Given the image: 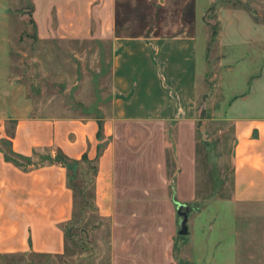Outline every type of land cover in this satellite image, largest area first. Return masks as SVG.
<instances>
[{"label":"rangeland","instance_id":"obj_1","mask_svg":"<svg viewBox=\"0 0 264 264\" xmlns=\"http://www.w3.org/2000/svg\"><path fill=\"white\" fill-rule=\"evenodd\" d=\"M240 7L245 12L236 15ZM31 8V0L0 1V120L7 132L15 119L33 115L111 117L118 50L96 39H38ZM117 19L115 36L131 42L126 71L137 59V37L194 38L191 142L178 141L171 124H121L113 137L116 220L98 214L92 165L81 163L69 174L75 200L64 252L0 256V264H111L112 236L135 250L138 225L147 223L137 218L152 206L164 225L173 222L179 264H264V205L231 202L236 137L228 118L232 102L264 87V0H114V29ZM254 101L260 108L264 88ZM31 160L44 162L47 155ZM182 171L191 176L180 190ZM176 202L188 210L185 236L177 234Z\"/></svg>","mask_w":264,"mask_h":264},{"label":"crops","instance_id":"obj_2","mask_svg":"<svg viewBox=\"0 0 264 264\" xmlns=\"http://www.w3.org/2000/svg\"><path fill=\"white\" fill-rule=\"evenodd\" d=\"M31 4L38 39L107 41L119 52L114 62L118 74L110 104L112 116L100 119L101 138H97V118L33 115L15 119L10 132L7 122L0 120V141H7L15 154L30 160L37 154L47 155L44 162L16 158L15 163L5 158L0 143V256H58L64 252L65 226L73 217L75 198L63 157L80 161L85 156L96 161L93 202L102 218H114V222L117 151L113 137L117 127L131 123H137V127L174 125L178 141L190 143L194 125L190 107L196 77L194 38L137 37L132 43L137 59L126 71L131 42H123L114 34V0H31ZM244 9H234V13L243 15ZM121 52L125 57L120 58ZM263 88L255 86L249 97L236 99L228 110L236 137L233 204L264 205V101L260 108L254 101ZM184 128H190L191 134L183 132ZM179 159L184 162L183 157ZM189 176L183 174L180 190ZM190 188L191 184L185 185V189ZM180 197L185 195L181 193ZM152 207L137 218L147 223L138 225L135 250L112 236L111 264H179L170 235L173 222L164 225Z\"/></svg>","mask_w":264,"mask_h":264},{"label":"trees","instance_id":"obj_3","mask_svg":"<svg viewBox=\"0 0 264 264\" xmlns=\"http://www.w3.org/2000/svg\"><path fill=\"white\" fill-rule=\"evenodd\" d=\"M118 23H119V21H118V19L115 21V34H117V35H119L118 33H119V28H120V26H118ZM31 24H33V22L31 21ZM33 28H34V33L36 34V28H35V25L33 24ZM102 137V122L100 121V119H99V121H98V131H97V138H101ZM0 143H1V145H2V147L4 148V151H5V158L8 160H11V161H13V162H15V159L17 158V159H20V160H24V161H26V162H30L31 160L29 159V158H24V157H22V156H19V155H17V154H15L12 150H11V148L9 147V143L7 142V141H0ZM63 160H62V162H63V164L65 165V168H66V170H67V180H68V185H69V188L72 190V192H73V196H74V198H75V195H74V191H75V187H73V186H71V178L69 177V174L70 173H72V172H74V170H75V168L77 167V166H79L81 163H86V165H88V167L90 166V165H92L91 166V169H92V176H93V180H92V182H93V191H92V201L94 200V180H95V176H96V173H97V165H96V161L95 160H92V161H90V160H88L85 156L82 158V160H71V159H68V158H62ZM16 163V162H15ZM83 196H84V194H83ZM93 205H94V202H93ZM95 206V205H94ZM73 218V217H72ZM72 220V219H71ZM71 222V221H70ZM69 223H67V225H68ZM66 225V226H67ZM65 226V227H66ZM65 239H66V232H65ZM39 256H43V255H39Z\"/></svg>","mask_w":264,"mask_h":264},{"label":"water","instance_id":"obj_4","mask_svg":"<svg viewBox=\"0 0 264 264\" xmlns=\"http://www.w3.org/2000/svg\"><path fill=\"white\" fill-rule=\"evenodd\" d=\"M176 213L177 216L180 218L177 234L179 236H185L188 233V228H187L188 210L186 205L176 203Z\"/></svg>","mask_w":264,"mask_h":264}]
</instances>
